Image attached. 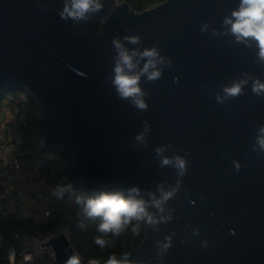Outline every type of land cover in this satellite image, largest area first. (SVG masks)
<instances>
[{
	"label": "water",
	"instance_id": "1",
	"mask_svg": "<svg viewBox=\"0 0 264 264\" xmlns=\"http://www.w3.org/2000/svg\"><path fill=\"white\" fill-rule=\"evenodd\" d=\"M101 3L87 19L66 21L65 0H0V96L23 89L35 101L42 144L68 156L75 191L138 187L150 202L177 188L162 210L149 207L157 223L145 222L141 245L127 253L133 264H264V152L253 151L264 95L252 91L264 82V62L255 41L238 43L223 24L240 0H165L140 12L126 1ZM91 21L101 29L76 27ZM116 38L130 52L155 46L171 61L158 65L159 80L141 76L147 111L112 84ZM134 60L139 72L146 59ZM241 80L242 93L224 99ZM176 156L187 162L184 176ZM165 158L173 163L161 166ZM50 243L53 264L76 253L64 233L39 242Z\"/></svg>",
	"mask_w": 264,
	"mask_h": 264
},
{
	"label": "clouds",
	"instance_id": "2",
	"mask_svg": "<svg viewBox=\"0 0 264 264\" xmlns=\"http://www.w3.org/2000/svg\"><path fill=\"white\" fill-rule=\"evenodd\" d=\"M102 8L103 4L101 0H65L64 8L59 15L66 21L69 19L79 21L87 19L89 13L98 12ZM223 24L226 27V31L231 33L238 43H244L250 40L255 41L259 49L257 53L259 61L264 62V0H240L238 9L233 10L231 16H225ZM207 27V24L202 25L201 31H205ZM124 39L132 44L140 42L138 36H125ZM112 43L117 50L112 84L118 96L121 99H130L134 107L142 111H147L148 104L143 99L146 93L140 87L141 76L146 74L149 81L159 80L163 74V68L158 67V65L170 66L171 61L165 60L155 46L150 49H145L143 52H138L135 49L130 52L122 45L118 38L114 39ZM137 56L141 59H146V63H144L143 68L139 72H134V69L138 65V61H135L134 57ZM246 83L247 81L241 80L234 82L230 87H225L223 89L225 93L224 99L239 96ZM252 91L257 96L264 95V82H260L259 80L254 81ZM217 101L223 102L219 96L217 97ZM145 124H147L146 121ZM147 131L149 129L145 127V132ZM136 139L143 142L144 134H139ZM156 151L159 155L162 149L158 148ZM253 151L264 152V125H261L258 129ZM173 159L178 175L184 176L186 174L187 162L181 156H176ZM171 163H173V160L168 158L161 160V166H166ZM236 167L239 170L238 164ZM69 189L70 186H58L53 190V195L62 199L65 191ZM176 191L177 188H173L167 192L162 191L159 199L153 197L149 202L143 198H138L140 189L133 187L129 190L128 195H125L122 191L101 192L94 197L85 198L78 196L76 203L82 206V213L87 219L95 220L96 218H100L97 231L102 235L95 238V243L99 247L105 248L112 241L105 239L104 236L111 234L114 237H119L128 229V226L134 220L153 225L157 223L154 216L149 212V207L162 210V204L170 199ZM161 219L163 220L164 217H161ZM86 227V224H80L82 230L86 229ZM132 233L139 235V223L132 226ZM168 247H170V238L169 243L163 245L165 250ZM66 264H81L79 254L74 253L71 255L67 259ZM104 264H133V262L128 259V254L125 253L120 258L115 254L110 255Z\"/></svg>",
	"mask_w": 264,
	"mask_h": 264
},
{
	"label": "built area",
	"instance_id": "3",
	"mask_svg": "<svg viewBox=\"0 0 264 264\" xmlns=\"http://www.w3.org/2000/svg\"><path fill=\"white\" fill-rule=\"evenodd\" d=\"M26 103L25 94L0 103V219L22 221L9 233L0 223V264H53L52 244L41 248L39 242L64 233L77 253L72 243L76 194L67 172L59 173L54 164L61 160L59 152L33 151L24 138L31 120ZM58 186H70L62 199L53 195ZM35 198L41 200L39 210L28 211V200Z\"/></svg>",
	"mask_w": 264,
	"mask_h": 264
},
{
	"label": "trees",
	"instance_id": "4",
	"mask_svg": "<svg viewBox=\"0 0 264 264\" xmlns=\"http://www.w3.org/2000/svg\"><path fill=\"white\" fill-rule=\"evenodd\" d=\"M126 1L130 4L132 9L135 11H142L146 8L152 7L158 3H161L165 0H120ZM77 29L84 33H91L94 31H99L102 27V21H91L87 24L77 23ZM28 95V94H27ZM5 97V94L0 96V100ZM27 113L31 116L30 125L28 130H39V108L35 101L28 95V104H27ZM31 147V146H30ZM33 151H36L34 147H31ZM39 150V149H38ZM48 150L47 148L41 145V152ZM49 151V150H48ZM40 152V150H39ZM60 154V161L55 162V166L58 169L59 173L66 172V162L68 156L64 153ZM118 191L117 189L109 190H90L88 192H77L76 199L78 196L94 197L99 195L101 192H110ZM124 193V192H123ZM128 195L127 193H124ZM0 223L3 227L4 232L9 233L14 227L22 225V221L16 218H1ZM84 223L87 225L86 229L82 230L80 224ZM100 223V218L95 220H89L84 217L82 213V206L76 203V209L74 211V218L72 223V243L76 248L77 253L84 259L87 260H100L108 258L110 255L115 254L120 258L123 254L128 253L129 251L137 248L141 245L143 238L145 236V222L133 221L132 224L128 226V229L123 232L119 237H114L111 234L104 236L105 239L111 240L112 243L105 248L99 247L95 243V238L99 235H102L97 231V226ZM139 223L140 233L139 235H134L132 233V226Z\"/></svg>",
	"mask_w": 264,
	"mask_h": 264
},
{
	"label": "rangeland",
	"instance_id": "5",
	"mask_svg": "<svg viewBox=\"0 0 264 264\" xmlns=\"http://www.w3.org/2000/svg\"><path fill=\"white\" fill-rule=\"evenodd\" d=\"M3 94H5V97L11 96V95H13L14 97H18V96H21L22 94L27 95V92L23 89H14V90H9ZM1 102H2V99L0 100V103ZM25 105H27V103ZM23 136L27 140L28 144L31 147H34L36 151L40 149L42 137H41L39 130L37 131L35 129H32V130L27 129L23 133Z\"/></svg>",
	"mask_w": 264,
	"mask_h": 264
},
{
	"label": "crops",
	"instance_id": "6",
	"mask_svg": "<svg viewBox=\"0 0 264 264\" xmlns=\"http://www.w3.org/2000/svg\"><path fill=\"white\" fill-rule=\"evenodd\" d=\"M14 110V106H10L8 107L7 111L8 112H12ZM41 204V200L39 198H35V199H29L28 200V205H29V209L28 211H38L39 207Z\"/></svg>",
	"mask_w": 264,
	"mask_h": 264
}]
</instances>
